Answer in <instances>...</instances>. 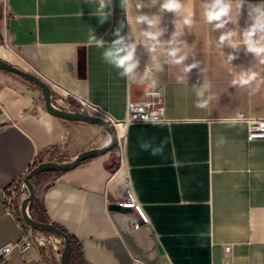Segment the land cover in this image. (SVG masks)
I'll use <instances>...</instances> for the list:
<instances>
[{
    "label": "crops",
    "instance_id": "obj_1",
    "mask_svg": "<svg viewBox=\"0 0 264 264\" xmlns=\"http://www.w3.org/2000/svg\"><path fill=\"white\" fill-rule=\"evenodd\" d=\"M1 1L0 58L37 75L51 99L53 91L71 93L121 121L132 98L158 96L167 119L114 127L110 151L68 170L47 169L45 183L33 185L28 212L72 238L69 264H264V139L249 140L245 120L264 117V57L243 43L248 5L261 0H245L239 15L234 7L223 29L206 23L207 0H183L179 14L161 12L151 0H105L102 10L100 0ZM139 14L158 23L137 24ZM118 28L126 44L137 45L130 77L103 59ZM145 30L162 33L155 51ZM228 31L237 33L235 48L219 41ZM172 48L179 49L175 58ZM250 69L259 73L255 81L233 84ZM104 132L97 123L55 115L37 83L0 68V247L20 235L21 222L4 206L12 183L37 162L69 164L106 147ZM128 178L148 222L117 204L127 197ZM29 194L20 196V208ZM55 262L56 254L34 245L25 255L13 250L8 264Z\"/></svg>",
    "mask_w": 264,
    "mask_h": 264
},
{
    "label": "clouds",
    "instance_id": "obj_2",
    "mask_svg": "<svg viewBox=\"0 0 264 264\" xmlns=\"http://www.w3.org/2000/svg\"><path fill=\"white\" fill-rule=\"evenodd\" d=\"M152 5L159 3V10L161 12H169L173 14H179L182 6L183 0H151ZM245 4V0H235V5L233 0H207L206 3L202 5L204 12V18L206 23L213 25L214 29H223L225 26L231 22L233 9L235 7L236 14L239 15L241 9ZM145 5L141 3L136 4L137 9L143 8ZM105 7V0H100V9L102 10ZM248 17L251 21L249 26L243 32V43L246 46L247 52L253 54L255 57L262 58L264 57V0H261L258 4H249L248 5ZM137 24H146L148 29H151L156 26L158 23V18H150L148 15L139 14L136 16ZM185 25H190L192 20L190 16L185 17L183 20ZM162 33L160 31H151L145 30L142 35L147 38V40L153 41L151 51H155L156 44L159 43V37ZM115 35L118 37L112 42L111 48L106 50L103 53V59L108 64L119 69V75L123 77L132 76L138 65L136 59V47L135 43H125V37L121 35V30L118 28L115 32ZM235 31H228L223 33L219 37L221 45L225 41H228L231 47L235 48L237 45L232 43V38L236 36ZM95 39V38H94ZM98 45H102L103 41L96 40ZM179 49L172 48L168 55L171 57H177ZM235 57L229 56V60L234 59ZM184 57L181 56L178 59H175L174 62L179 64L182 63ZM261 63H264V59H261ZM191 67H195L192 65ZM190 68H186L185 71H189ZM259 73L253 70H248L242 72L239 75V78L233 81V84L246 86L251 82L255 81ZM203 93H198L202 95ZM207 102L198 103L197 107H206Z\"/></svg>",
    "mask_w": 264,
    "mask_h": 264
},
{
    "label": "built area",
    "instance_id": "obj_3",
    "mask_svg": "<svg viewBox=\"0 0 264 264\" xmlns=\"http://www.w3.org/2000/svg\"><path fill=\"white\" fill-rule=\"evenodd\" d=\"M68 95L73 96L71 93H66L56 99L52 97L53 107L60 110L67 109L66 111L75 114H86L103 118L108 121L112 127H116L119 123L126 126L133 122H162L167 120L164 115V108L161 105V101L158 96H153L141 102L130 101L127 105L126 117L120 121L114 119L107 111L88 99L73 96L76 103H72L67 97ZM245 120L248 126V139H264V117H250ZM119 148L121 154L123 155L124 145L119 144ZM28 189L25 177H19L4 193V206L7 213L17 216L21 224L19 238L14 242L7 243L0 247V264H8L10 254L15 249L22 255H25L34 245H38L41 249L47 251L50 248V245L55 248V245L61 242L60 239L55 237L54 233L30 226L23 219L20 206H18L20 211H18V213L15 212L17 209L16 197L18 196L15 192L17 191L20 195H22L28 191ZM117 204L120 207L133 208L144 222L149 221L143 205L138 201L131 187L129 178L127 197L123 200L117 201ZM29 216L31 215L29 214Z\"/></svg>",
    "mask_w": 264,
    "mask_h": 264
},
{
    "label": "water",
    "instance_id": "obj_4",
    "mask_svg": "<svg viewBox=\"0 0 264 264\" xmlns=\"http://www.w3.org/2000/svg\"><path fill=\"white\" fill-rule=\"evenodd\" d=\"M0 68L16 73L22 77L28 78L34 81L35 83H37L43 91L48 109L55 115L62 117V118L69 119V120H81V121H89V122L97 123L101 125L105 130H107L111 135V142L106 147L95 148V149L85 151L79 154L76 157V159L72 163H69V164L58 163L56 161L41 162L39 165L34 167L25 177V182L28 185L30 194L22 202V205H21L22 217L30 226L37 228V229L46 230L54 234H58L64 238L65 245H64V250L62 251V255H61V264H67V257H68V253L71 248V240L68 234L65 233L63 230H61L59 227H57L53 223L46 222V221H38L32 218L31 216H29L28 207H27L28 203L33 202L36 198L32 179L38 173L44 170H47L50 168H57L59 170H68V169L75 167L78 163L82 162L84 159H86L90 155L106 153L110 151L115 146V143H116L115 129L114 127L110 125L108 121H106L103 118L90 116L86 114H75V113H71L66 110L55 109L52 105L51 91H50L49 86L43 80H41L37 75L24 71L1 58H0ZM146 92H152V90L149 89V90H146ZM131 101H133V98L131 99Z\"/></svg>",
    "mask_w": 264,
    "mask_h": 264
},
{
    "label": "rangeland",
    "instance_id": "obj_5",
    "mask_svg": "<svg viewBox=\"0 0 264 264\" xmlns=\"http://www.w3.org/2000/svg\"><path fill=\"white\" fill-rule=\"evenodd\" d=\"M2 7H3V3H2V1L0 0V17H1V10H2ZM5 45H4V39H3V37H2V34L0 33V49H3V47H4ZM53 97H54V99H56V98H58L60 95L56 92V91H53ZM105 136H106V138H107V140L108 141H110V138H111V135H110V133L107 131V130H105ZM40 163H36V165L34 166V167H36L37 165H39ZM33 167V168H34ZM44 171H46L47 172V170H44ZM44 171H42V172H40V173H38L34 178H33V180H32V183H33V185H36V186H38V185H41L42 183H45V181H46V179H45V176H46V172H44ZM15 194L16 195H18L17 197H16V202L18 203L19 201H20V193H18L17 191L15 192ZM19 204V203H18ZM17 210L18 211H20V209L18 208V205H17ZM29 214L31 215V217L32 218H35L36 219V217L29 211ZM40 216V215H39ZM38 216V218L36 219V220H40V219H42L43 217H39ZM43 220V219H42ZM44 221V220H43ZM55 235V237L56 238H58V239H60L61 240V242L60 243H57V245H55V248L52 246V245H50V248L47 250V251H49L50 253H54V254H56V262H55V264H61V255H62V251L64 250V245H65V243H64V238L62 237V236H60V235H58V234H54ZM46 251V250H45ZM75 264V263H74Z\"/></svg>",
    "mask_w": 264,
    "mask_h": 264
},
{
    "label": "trees",
    "instance_id": "obj_6",
    "mask_svg": "<svg viewBox=\"0 0 264 264\" xmlns=\"http://www.w3.org/2000/svg\"><path fill=\"white\" fill-rule=\"evenodd\" d=\"M49 170H54V171H60L59 169H57V168H50ZM57 227H59L58 225H56ZM61 230H63L65 233H66V231L64 230V229H62L61 227H59ZM69 236V235H68ZM70 237V236H69ZM70 240H71V248H70V251H69V253H68V257H67V263L69 264V262H70V257H71V255H72V252L74 251V242H73V240H72V238L70 237Z\"/></svg>",
    "mask_w": 264,
    "mask_h": 264
},
{
    "label": "bare ground",
    "instance_id": "obj_7",
    "mask_svg": "<svg viewBox=\"0 0 264 264\" xmlns=\"http://www.w3.org/2000/svg\"><path fill=\"white\" fill-rule=\"evenodd\" d=\"M116 127H117V130H118V127H119V129H121V130H125V125L122 124V123L117 124Z\"/></svg>",
    "mask_w": 264,
    "mask_h": 264
}]
</instances>
